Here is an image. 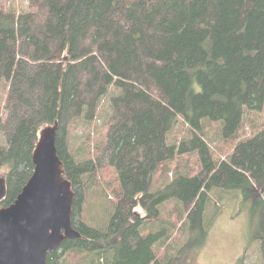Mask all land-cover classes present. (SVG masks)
Returning <instances> with one entry per match:
<instances>
[{"label":"trees","instance_id":"trees-1","mask_svg":"<svg viewBox=\"0 0 264 264\" xmlns=\"http://www.w3.org/2000/svg\"><path fill=\"white\" fill-rule=\"evenodd\" d=\"M9 2L0 0V83L7 86L0 175L11 165L0 208L14 204L32 177L41 131L57 126L81 238L50 253L48 264H82L94 254L106 255V264H169L155 247L164 234L148 226L164 203L192 206L187 218L206 235L214 191L240 192L246 202L255 189L264 196V130L222 160L203 135L205 119L223 121L222 138L233 141L245 109L264 110V0H29L22 12ZM107 98L104 154L79 161L70 130L79 120L93 123ZM180 123L189 137L175 144L169 137ZM195 155L201 168L190 175L182 167ZM174 162L173 178L153 192L156 174ZM106 166L118 180L115 213L105 227H92L84 207ZM252 204L264 262V198Z\"/></svg>","mask_w":264,"mask_h":264},{"label":"rangeland","instance_id":"rangeland-1","mask_svg":"<svg viewBox=\"0 0 264 264\" xmlns=\"http://www.w3.org/2000/svg\"><path fill=\"white\" fill-rule=\"evenodd\" d=\"M28 5L29 0H10L8 6L15 11L22 12L28 10ZM195 90L200 92L201 88L196 85ZM113 94L116 92L113 91ZM6 98L7 86L0 83V104L2 106H4ZM109 104V98L102 102L100 113L93 123L79 120L73 124L68 140L70 150L77 160L84 161L91 154L95 157L103 156L102 147L106 142L107 134L105 122L112 114ZM244 122L240 135L229 142L222 138L223 121L209 119L203 121V135L216 160L226 158L239 141L251 139L264 130V110L251 111L245 109ZM178 127V130L169 137L170 141L175 144H180L189 137L188 125L180 123ZM0 142L4 143L1 134ZM180 161L182 159H179ZM185 161H188V164H185L182 170L190 175L199 172L201 164L198 156L186 157ZM10 167L11 165H7L3 168L0 184L10 171ZM175 171L176 163L174 162L170 167L157 173L154 179L153 192L164 187L163 182L170 181ZM117 181L116 172L113 168L106 166L99 171V181L88 193L84 207L86 221L90 226L103 228L105 223L109 219L111 220L110 215L114 212L113 204L116 201L112 187L118 188ZM259 197L264 198L261 192L255 189L251 201H256ZM251 201L246 202L243 195L237 191H214L204 214L205 224L208 228V231L205 230L206 235L204 232L200 233L194 227L192 220L187 218L192 206L184 205L176 199L164 203L160 208V220L148 224V226H155L156 234L160 232L164 234L160 243L155 245L158 258L165 262L169 260V264H263L260 242L256 240L255 235L258 230L259 219L253 213ZM138 212L145 215L141 208L138 209ZM182 219L184 220L183 227L179 229ZM159 226H161L160 229ZM144 232L143 234L146 235ZM201 240H203V244L199 243ZM74 262L78 264L80 260L75 258ZM82 264H106V255L94 254L84 260Z\"/></svg>","mask_w":264,"mask_h":264},{"label":"water","instance_id":"water-1","mask_svg":"<svg viewBox=\"0 0 264 264\" xmlns=\"http://www.w3.org/2000/svg\"><path fill=\"white\" fill-rule=\"evenodd\" d=\"M57 126L40 133L35 170L14 204L0 208V264H48V255L81 234L73 225L75 192L65 177ZM5 185L0 184V202Z\"/></svg>","mask_w":264,"mask_h":264}]
</instances>
